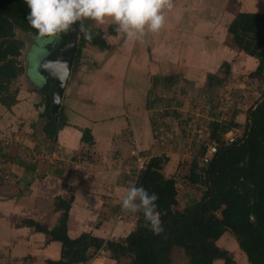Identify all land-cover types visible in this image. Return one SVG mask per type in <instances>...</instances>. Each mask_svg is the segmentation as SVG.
Here are the masks:
<instances>
[{"label":"crops","instance_id":"0c3cea01","mask_svg":"<svg viewBox=\"0 0 264 264\" xmlns=\"http://www.w3.org/2000/svg\"><path fill=\"white\" fill-rule=\"evenodd\" d=\"M173 2V10L165 12L164 28L142 41L123 37L110 20L84 21L92 32H101L108 48L88 42L81 47L60 104L66 124L54 138L44 133L46 106L39 90L46 79L29 90L1 91L7 106L0 100V133L6 132L12 143L6 146L0 141V264H48L60 259L61 243L48 241L28 224L56 227L63 213L54 207L57 197L66 201L73 197L66 223L71 239L88 233L122 241L135 229L137 214L121 208L132 182H125L123 173L130 174L127 165L131 169L140 163L137 156H160L153 152L160 143L148 108L154 78L176 75L190 84H204L200 82L206 83L207 74L228 64L221 88L224 98L230 94L232 101L224 107L236 104L238 110L227 112L224 120L234 123L228 131L242 135L248 109L264 94V79L257 73L258 60L233 42L228 26L238 13L264 14V0ZM240 96L241 101L234 103ZM201 116L210 119L208 114ZM86 129L92 143L82 141ZM166 156L162 175L169 182L170 204L182 211L198 202L202 192L184 183L194 171L192 164L186 177L185 167V171L178 168L185 165L182 159ZM5 172L11 175L7 182ZM177 172L181 177L176 178ZM179 181L186 190H178ZM233 239L227 231L216 244L230 253L232 264H249ZM127 263L106 249H92L86 261L76 264Z\"/></svg>","mask_w":264,"mask_h":264},{"label":"trees","instance_id":"16d2710c","mask_svg":"<svg viewBox=\"0 0 264 264\" xmlns=\"http://www.w3.org/2000/svg\"><path fill=\"white\" fill-rule=\"evenodd\" d=\"M0 2V13L9 15L6 20L0 15V89L6 91L8 85L23 72L18 58L24 43L9 34L11 24L32 36L35 30L31 29L26 19L29 11L26 0ZM228 32L242 51L258 60L257 73L264 79V14L238 13L229 24ZM92 33L93 39L87 41L78 26L74 25L70 31L61 34L64 46L77 41L74 65L85 42L108 48L101 32ZM228 72L225 71L226 74ZM207 79L210 85L211 76L208 75ZM218 82L223 83V80ZM39 91L46 106L44 133L54 138L58 129L66 124L62 108L56 115L50 114L56 85L48 77ZM0 100L7 106V100ZM233 124L230 122L228 125ZM210 126V139L220 146L209 164L200 169L196 176L199 180L193 177L194 171L188 177L191 185L203 187L198 202L182 211L173 210L169 182L162 175V167L168 161L166 157H152L134 183L157 194V210L164 228L161 234L154 235L146 226L142 214H137L135 229L122 241L104 240L88 233L71 239L67 235L66 223L73 197L67 201L57 197L54 207L63 213L56 227L49 230L34 221L28 222L37 232L48 236V241L61 243L60 259L47 263L76 264L86 261L90 250L106 249L115 259H126L127 264H174L172 252L179 248L187 257L186 264H212L218 259L223 264H232L230 253L216 244L228 231L249 264H264V98H259L248 109L245 129L242 135L236 136L235 142L225 146L221 139V133L231 127L216 121ZM82 141L92 143L89 130H84Z\"/></svg>","mask_w":264,"mask_h":264},{"label":"rangeland","instance_id":"374dc122","mask_svg":"<svg viewBox=\"0 0 264 264\" xmlns=\"http://www.w3.org/2000/svg\"><path fill=\"white\" fill-rule=\"evenodd\" d=\"M0 15L2 18H5H3L4 20L9 17V15L5 12L0 13ZM7 27H9V25ZM9 34L17 39L23 40L24 43L21 55L18 58L20 65L23 67V72L18 76L20 79L17 77V79L13 80L8 85L9 90L12 93L15 89L19 91L21 88H27V90H29L30 88L38 87L41 81L44 82L46 79V74L44 72H40L39 69L42 64H44V60L51 54L52 49L55 45H58L61 39L59 38L58 41L50 43H39L34 40L31 34L22 32L18 29V27L15 25L13 26V24H11ZM227 70L228 64L222 67V71L220 69V71H215L213 74L210 73V85H208V74L205 76L206 83L198 80V82L204 84H195V82L190 84V81H186L182 77L179 78L176 75L156 77L153 80L152 90L149 92L148 108L151 110L152 122L156 125L154 129V137L157 138L160 143V147H158L157 150L154 149L153 152L158 153L160 155L159 157L162 158H167L166 155L168 154H176V160L180 161L182 159L185 163V165H181L180 163L178 168L184 170L185 167L186 171L184 170L185 172L182 175L186 177L189 175L191 164L192 167L195 165L192 169L194 170L193 177L195 179L198 178L196 176L199 175L200 169H204L202 156L205 153V145L207 142L213 141L210 139L211 134L209 131L212 121L216 120L222 122L224 126L228 127L227 123H229V121L224 120V117L227 112H232L233 108L237 109L236 104L224 107L227 102L232 101L231 95L229 94L224 98L223 89L221 88L222 83L218 82V80L224 81L225 71ZM44 71L47 70L44 69ZM221 73L222 75L220 76ZM2 92L0 93V96L3 94ZM263 96L264 94L261 97ZM233 101L234 103H236L235 101L240 102L241 96L240 99H233ZM222 107L225 109L221 110ZM207 114L210 119L201 116H206ZM199 130L201 133H199ZM0 141H2V143L6 146L7 144L9 145L12 143L6 132L0 133ZM133 153L134 155H138L136 151ZM150 155H152V153ZM150 155L144 158L142 157L143 159L141 156H137L140 163L138 164V162H135V164L131 166L134 168L130 169V166L127 165V169L130 171V174L126 172L124 174L121 172L123 173V176L126 175V179L124 180L125 182L132 181L130 185L135 183L139 173L146 168L148 161L153 157ZM181 172H177L178 175L176 178L181 177ZM4 175H7L8 179L3 181H9L11 175L8 172H5ZM173 176L175 177V174ZM172 183L174 184V181H171L170 183L172 189L174 190ZM184 183L192 189H195V191L196 189L201 192L203 191V187H200L199 185L192 186L190 182H186L185 180ZM177 185L178 190L181 187L180 191L186 190L187 188L183 184V181L177 182ZM233 240L235 241V239ZM220 246L219 248H221ZM172 262L174 264H186L188 260L181 249L175 248L172 252Z\"/></svg>","mask_w":264,"mask_h":264},{"label":"clouds","instance_id":"9594fccd","mask_svg":"<svg viewBox=\"0 0 264 264\" xmlns=\"http://www.w3.org/2000/svg\"><path fill=\"white\" fill-rule=\"evenodd\" d=\"M26 19L33 38L39 43L58 41L61 34L78 26L87 41L93 33L85 20L96 24L111 21L116 31L131 41H142L149 33L158 34L165 26L166 11L174 8L173 0H26ZM158 196L143 185L132 184L125 190L121 208L131 214H142L154 235L164 231L157 210Z\"/></svg>","mask_w":264,"mask_h":264},{"label":"water","instance_id":"95a60500","mask_svg":"<svg viewBox=\"0 0 264 264\" xmlns=\"http://www.w3.org/2000/svg\"><path fill=\"white\" fill-rule=\"evenodd\" d=\"M76 43L77 41L73 40L64 46L61 40L58 45H55L51 54L44 60V64L39 69L40 72L46 74V78L49 77V80L53 81L56 85V91L52 95L50 106L51 115L58 113L59 105L74 63L77 49ZM44 69L47 71H44Z\"/></svg>","mask_w":264,"mask_h":264},{"label":"built area","instance_id":"2783aa9c","mask_svg":"<svg viewBox=\"0 0 264 264\" xmlns=\"http://www.w3.org/2000/svg\"><path fill=\"white\" fill-rule=\"evenodd\" d=\"M199 133H201L200 130H199ZM235 138H236V136L228 130L221 133V139L223 141V145H225V146L230 144V143L235 142L236 141ZM205 146H206L205 153L202 156V163H203L204 167H206L209 164L211 158L217 152V150L219 148V144L216 142L210 141V142H207ZM141 169H143V168H141ZM7 179H8V176L4 175V180H7Z\"/></svg>","mask_w":264,"mask_h":264}]
</instances>
